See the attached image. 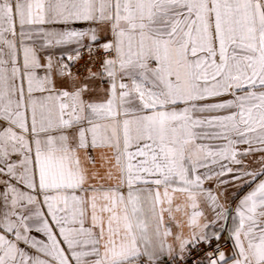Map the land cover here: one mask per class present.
I'll list each match as a JSON object with an SVG mask.
<instances>
[{
  "label": "snow or ice",
  "instance_id": "snow-or-ice-1",
  "mask_svg": "<svg viewBox=\"0 0 264 264\" xmlns=\"http://www.w3.org/2000/svg\"><path fill=\"white\" fill-rule=\"evenodd\" d=\"M0 264H264V0H0Z\"/></svg>",
  "mask_w": 264,
  "mask_h": 264
},
{
  "label": "crops",
  "instance_id": "crops-1",
  "mask_svg": "<svg viewBox=\"0 0 264 264\" xmlns=\"http://www.w3.org/2000/svg\"><path fill=\"white\" fill-rule=\"evenodd\" d=\"M232 191H235V189H232ZM183 203H184L183 197L177 194L174 200L173 208L175 209L177 205H182ZM173 215L175 216V221L169 220L167 213H165V217H164L165 223L171 226L173 232H177L179 231V229L176 227V222H179L184 225L183 230L187 234L188 232L187 223H186L187 216L184 214V211H180V212L174 211Z\"/></svg>",
  "mask_w": 264,
  "mask_h": 264
},
{
  "label": "built area",
  "instance_id": "built-area-1",
  "mask_svg": "<svg viewBox=\"0 0 264 264\" xmlns=\"http://www.w3.org/2000/svg\"><path fill=\"white\" fill-rule=\"evenodd\" d=\"M216 242L213 241V246H215ZM221 246V250H224L226 253L231 252V241L228 239L227 233H225L224 237L219 241ZM201 247H204L203 245Z\"/></svg>",
  "mask_w": 264,
  "mask_h": 264
}]
</instances>
